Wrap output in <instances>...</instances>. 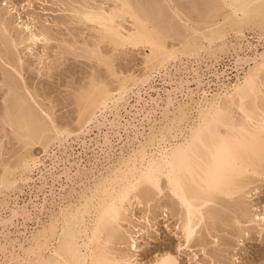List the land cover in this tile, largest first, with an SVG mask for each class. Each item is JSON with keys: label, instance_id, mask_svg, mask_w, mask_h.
I'll use <instances>...</instances> for the list:
<instances>
[{"label": "bare ground", "instance_id": "6f19581e", "mask_svg": "<svg viewBox=\"0 0 264 264\" xmlns=\"http://www.w3.org/2000/svg\"><path fill=\"white\" fill-rule=\"evenodd\" d=\"M61 1L70 16L57 20V26L68 31L75 26L82 41L74 30L68 41L54 36L37 19L25 20L20 14L12 22L0 10V131L6 133L4 137L9 131L22 148L13 164L0 159V224L5 228L19 217L38 221L35 230L26 229L22 238L1 249L3 264H180L173 251L140 260L143 245H138V239L158 218L154 219L156 209L177 221L175 228L184 239L180 249L190 251L197 243L205 257L209 253L203 228L219 232L220 226L232 227L242 234L257 224L264 231V215L250 213L245 203L250 188L264 184V0ZM53 41L65 60L71 56L88 60L117 84L112 88L96 72L77 91L73 89L79 133L57 122L51 101L49 106L40 102V94L24 75L31 72L38 77L44 70H53L45 63L47 55L37 54L39 45L46 49ZM135 51H142L141 75L128 70L125 76L116 61L123 53ZM25 58L35 59L34 64L27 65ZM226 58L236 73L228 82L224 80L229 79V64L222 63L221 73L211 71ZM204 67L214 82H204ZM158 77L172 87L165 90L168 96L163 105L152 99L161 117L155 107L143 110L147 123L141 126L143 132L129 120L119 122L116 126L126 132L130 127L137 129L127 153L124 147L118 153L105 135L103 142L96 141L107 148L101 149L102 163L90 169L78 166L71 177L77 163L70 159L75 153L63 147L59 156L56 149L73 137L86 149L85 135L93 125L105 126L109 115L120 121V112H127L130 100L136 98L140 104L143 93L150 90L160 97V89L154 86ZM192 83L196 89L190 88ZM174 90L181 98L172 97ZM35 146L42 147L43 158L31 153ZM225 159L227 175L217 180ZM62 163L71 165L62 173L71 185L63 187L67 190L57 202L52 184L53 197L48 200L46 186ZM37 180L44 199L41 208L33 202L41 211L32 215L27 205L16 201L27 188L33 193L30 182L36 189ZM14 199L18 210L10 211L7 222L1 213L12 208ZM138 206L143 217L136 214ZM42 215H47L45 221ZM216 254L209 259L215 261Z\"/></svg>", "mask_w": 264, "mask_h": 264}, {"label": "rangeland", "instance_id": "374dc122", "mask_svg": "<svg viewBox=\"0 0 264 264\" xmlns=\"http://www.w3.org/2000/svg\"><path fill=\"white\" fill-rule=\"evenodd\" d=\"M0 10H1V14L3 13L4 14L3 16L5 18H8V20L12 19L11 20L12 22H15V20L19 18L20 14L25 20H27V18L28 20L29 18L31 20L37 19L36 21L37 22L39 21V23H41L40 25L45 24V26L46 25L49 26L52 29L53 31L52 33L54 34V36H57L59 34L58 35L59 37L57 36L58 38H64L68 41H70V39L72 40V37H71L72 30H74L73 33H75V36L79 35V33L81 34L80 30H76L75 32V29H76L75 26H73L75 27V29H73L72 26L70 27L68 25L71 31H68V28H65L63 26H57L56 24L58 22L57 20H61V19L67 20L68 19L67 17L70 16V13L65 11V7L62 4L61 0H0ZM80 28L81 27H79V29ZM87 36H88V32H87ZM79 38H80L79 40L81 41L83 40L81 38V35H79ZM84 38H87V37L84 36ZM250 38H253V37L250 36ZM87 39L89 40V38ZM253 41L257 42V38L255 39L253 38ZM57 46H58L57 42L53 41L47 46L46 49L44 45H39L40 48L38 47V51H37L38 52L37 54L45 53L47 55L44 57V59L46 60L45 63L47 65L49 64L50 66H52L53 70H51L50 72H47V71L44 72L45 71L44 70L42 71L43 72L42 76H38V77L36 76V73H31V72L28 74L24 73V75L26 76L24 77L26 78V80L28 79L27 81H29V84L31 85V87H34L35 89H37L38 93L41 96V99H39L40 102L49 106L50 101H51L55 109L53 110V112L55 114L56 120L60 121V122L59 121L57 122L60 123L61 125L70 127L73 131L75 129V131L79 133L77 131L78 127L76 123L74 122L76 121L75 118H77L76 116L77 113H75L77 112V108L73 105V101H71L73 100L72 94L74 90L76 89L77 91L78 88L85 85L89 77L95 74L96 72L98 73L97 74L98 76H101V77L104 76L103 78L106 79L108 84H111L112 88H116L117 84H115V79L113 77L110 78V76L105 72L104 69L95 70V66H94L95 64L89 62L88 60H84L82 58L75 59L73 56L66 57V60H65L63 56L59 54L60 51L57 48ZM141 52L142 51L140 52L135 51L134 53L133 52L123 53L117 59L116 64L118 67L123 68L124 73L127 74V75L125 74V76L129 75L128 72L130 71L128 70H133V71L136 70L137 74L135 75H141V73L138 72L142 68L143 58H141L142 57L140 54ZM25 59L28 61V62L26 61L27 62L26 64L30 66L34 64V63L32 64V62H35V61H32L35 59H31V58L30 59L25 58ZM222 63L230 65L228 68H226L228 70L229 79L225 78L226 80L224 79L223 80L226 82L233 81L235 79L234 76L236 75V73H235V70L232 71L231 62L228 58L224 59V62H221L218 65H216V68H213L211 71L213 72L215 69L217 70V72L221 73L222 70L224 69L223 68L224 66ZM55 67L57 70L55 69ZM93 67L95 71L93 70ZM33 68H35V66H33ZM204 70H206L205 67H204ZM99 73L101 75H99ZM202 74L206 75L203 78L204 82H208V81L214 82L215 79L212 77V74L208 75L207 70L205 73H202ZM178 76H182V74L176 75L177 78H179ZM109 78L110 80L111 79L112 80L110 81ZM161 80L162 79L158 77L155 79V83H154V86L156 87V89L157 90L160 89V97L157 95V91L150 90L148 91V94L143 93L142 95L143 99L140 101V104L136 103V98H132L130 100V104L126 106L127 112L125 110H121L120 112V115L122 116L120 121H118V119L115 118V116L109 115L108 116L109 121L106 122L105 126H99L98 124L96 126L93 125L91 127V132L85 135L87 142H88V146L86 147V149H83L81 146H79L78 139L76 140V138L74 137L69 138L67 141L68 143L64 142V144H62V147H60L62 151L60 150V148L59 150L56 149V151L59 152L58 153L59 156H61V152L64 151L65 147L70 148V150L68 149V152L71 151L70 153L72 152L75 153L74 155L75 157L70 159V163L75 164V161H76V163L79 165L75 164L72 167L71 172L69 174L70 176L72 175L71 177L75 176L76 168H78V166L80 168L86 167L90 169V168H93L94 165H98L102 163V160H103L102 158L104 157L103 153L105 152V150H107V148L105 146H102V144H99V146H97L96 141L103 142L105 135H107L110 141L114 144V147H116L115 150L118 151L121 147H124V151H126L127 153L128 148H129L128 147L129 141L134 139L137 129L135 127H130L129 131L126 132L123 130L122 127L118 128L116 126L119 122L123 124L126 122V120H129L135 126H138V130L140 132L141 131L143 132L144 128L142 129L141 126L143 127L147 126L146 121L144 122L145 120L144 116H141V114L143 113V110L144 112H147L148 110L152 109V107L153 108L155 107L157 111H159L157 112V117L158 118L161 117L160 115L161 110L156 107L152 99H156L159 102V104L163 105V102L167 99V96H168L165 90L172 91L171 89L172 87L167 84H164ZM212 86H213V89H216V87L213 84ZM196 87L197 86L195 85V83H192L190 88L196 89ZM205 89H208V87H205ZM177 92H178L177 90H174V92L172 93V97L181 98L182 94L177 93ZM113 122L115 126H111V123ZM147 130H148V127H147ZM4 133L5 132L0 131V140L2 138V141H0V151H1L0 155L2 154L0 159L3 160L4 162L8 161L9 163H12V162L14 163L18 160L19 158L18 155L22 153V148L20 144H18L17 141L14 139V137L10 134L9 131H8V137L5 136L6 138L4 137L6 133L5 134ZM80 140H82V137H80ZM69 144L70 146L72 145L74 147L75 149L74 151H72L71 147H69ZM101 149H103L104 152H101ZM31 153L37 157L43 158L45 156V153L43 152V149L40 146H35L32 149ZM48 160L50 159L46 160L47 166L50 164V161ZM65 167L71 168V165L69 163H62L60 164L59 169L57 167L58 170L56 169L57 171L54 170V172L57 175L58 174L60 175L63 172H65L66 170ZM0 173H1V167H0ZM57 175L54 177L53 180L49 179L50 184L46 186L45 192H46V196L48 197V200H51L53 196H50L52 195L50 192V186L53 184L55 186V188H53V193H55L54 196H57V199H58L57 202H59L61 200V198H59L60 194L64 195L67 190V189L63 190V187L69 186L71 185V183L69 180H67L66 175L64 174L60 175L61 178H58L59 175L58 176ZM32 176L34 179H37L38 172H34ZM30 184H31V187L33 188V191H32L33 193H30V190L27 188L26 194L17 195L19 197V201L17 200L16 203L18 202L19 206L27 205L28 210L31 212V214L36 215L37 213H39L38 211H41L40 208L42 207V204H43L44 194L43 192H40L41 189H38L42 186L40 181L37 180L36 189L34 188L33 181H31ZM250 190H252L250 191L251 192L250 199L248 198L245 200L246 206H248L247 207L248 211L252 214L258 213V214L264 215V184L257 183L252 188H250ZM36 196H39V197L36 199ZM31 198L33 200H31ZM15 200L16 199H14V202H12L10 205V207L12 206L11 209L9 208V210H6L1 213L2 217H5V219H7V222L10 221L9 219L11 218L10 211L13 208L14 210L15 209L18 210L17 208L18 205L15 206ZM33 202L36 203V205L40 206V208H34L32 205L34 204ZM136 209H137L136 210L137 216L143 217V212H142L143 209L139 206ZM154 213H155L154 219L157 216L158 218L156 219V221L151 220L152 221L151 227L149 226V228L146 229L145 234L138 239V242H139L138 245H143L140 250V254H141L140 260L148 261V260L153 259L154 257H156L157 255L161 253H164L166 251H173L180 257V264H222V263L223 264H264V231H262L261 226L257 224H254L251 226L253 229L250 230V232L248 231L249 233L243 232L244 233V234L242 233L243 235L240 232H237L238 231L237 228L232 229V227L231 228L229 227L230 228L229 229L228 227L223 228L222 226H220L221 228L218 227L219 232H216V231L207 232L206 229L203 228L202 229L203 240H205L204 242L207 244L206 251L209 253L208 254L209 257L214 253L215 254L218 253L216 255H219L218 257L215 256L216 258L214 257L215 261H211L209 257H205L204 253H202L203 251H201L202 250L201 247L196 246L197 243H193L192 246L194 247H192L190 251L186 249L185 247L180 249L179 246L180 244L181 245L184 244V241H183L184 239L181 238L179 232L175 228L177 221L171 218L169 219L166 218L165 217L166 214H164V211H161L160 209L159 210L156 209ZM231 216H234V215H231ZM46 218H47V215L41 216V220L43 221H45ZM37 222L38 221H34V222L25 221L22 217H19V218H15L12 221L6 223L5 228H3L4 225L0 224V262L1 264H3V262L5 261L4 254L3 255L1 254L2 252L1 249L4 247H8L7 244H9L10 241L17 239V238L18 239L22 238L23 236L22 234L25 232L26 229L28 230V232H32L33 230H35L36 226L38 225ZM239 233L240 235H238L237 237V234ZM212 234L217 235V237L215 238Z\"/></svg>", "mask_w": 264, "mask_h": 264}, {"label": "clouds", "instance_id": "9594fccd", "mask_svg": "<svg viewBox=\"0 0 264 264\" xmlns=\"http://www.w3.org/2000/svg\"><path fill=\"white\" fill-rule=\"evenodd\" d=\"M228 164H229V161L227 159H225L223 161V164H222L220 173L216 177L217 180H219V179H221V178H223L224 176L227 175V172H228Z\"/></svg>", "mask_w": 264, "mask_h": 264}]
</instances>
